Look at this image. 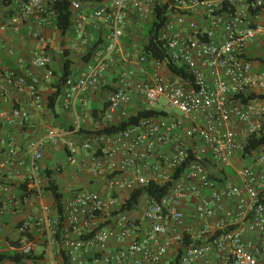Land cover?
Returning <instances> with one entry per match:
<instances>
[{
  "label": "built area",
  "instance_id": "1",
  "mask_svg": "<svg viewBox=\"0 0 264 264\" xmlns=\"http://www.w3.org/2000/svg\"><path fill=\"white\" fill-rule=\"evenodd\" d=\"M74 0L71 4L73 50L85 54L92 44L89 26L95 24L104 44L88 68L68 79L64 105L78 113L88 108L89 95L100 90L107 73L122 52L123 39L132 21L147 23L158 8L168 6L169 19L161 31L172 61L187 68L193 83L164 73L166 64L151 65L147 80L137 81L133 70L126 71L107 99L102 118L112 127L149 109L166 116L143 118L116 134L82 135L65 142L68 164L78 166L79 152L88 154L82 166L95 181L104 182L103 191L78 190L68 196L62 215L55 205L44 203L19 228L22 246L13 251L37 255L39 247L54 259L64 252L69 264H170L168 257L177 246L181 264H264V147L252 156L253 165L236 168V178H211L210 168L225 173L243 155L249 140L264 130V101H243L242 96L264 94V72L246 57L258 37H264V0ZM50 0H13L10 16L0 17V48L3 35L27 31L37 45L32 68L25 76L0 69V96L7 99L11 89L25 92L29 107L0 113V144L8 148V162L0 164V177L8 163H27L14 143L4 135L5 125L24 128L31 109L43 111L46 99L42 83L56 81L52 69L53 41L46 29L58 30V17ZM6 12V13H7ZM10 56L15 55L9 49ZM126 60H133L128 54ZM140 64L146 58H137ZM39 70L38 75L34 70ZM262 102V104H261ZM88 115L77 116L72 130L50 128L46 135L30 141L29 191L44 201L47 185L43 160L50 145L66 136L79 135ZM81 136V135H80ZM61 169H58V172ZM151 184L167 187L166 195L155 201L143 196L132 211L123 205L137 190ZM7 196L5 207L18 209L26 203L14 188L0 184ZM31 198V197H30ZM195 200L194 217L199 229L187 224L183 205ZM0 198V202H1ZM259 235L258 239L250 236ZM188 236L193 244L186 245ZM200 242V243H199ZM62 251V252H61Z\"/></svg>",
  "mask_w": 264,
  "mask_h": 264
},
{
  "label": "crops",
  "instance_id": "2",
  "mask_svg": "<svg viewBox=\"0 0 264 264\" xmlns=\"http://www.w3.org/2000/svg\"><path fill=\"white\" fill-rule=\"evenodd\" d=\"M110 0H96L92 6L84 5V9L92 12V8L97 5L105 4ZM6 9L2 7V0H0V17L5 16ZM264 21V12L261 13L259 20H254V23ZM146 23L139 24L136 21H132L129 32L123 39V49L120 54L116 57V63L110 68L107 73L106 81L101 86L100 90L96 93L89 95L88 108L84 109L81 105H78V113L73 110L65 108L64 99L65 91L62 93L56 108L54 111L46 108L43 111H35L31 109V117L27 123V126L21 128L19 126L5 125L4 135L8 138V141H12L15 146V150L22 160L27 165L23 166L20 162L8 163L4 171V174L0 177V184H6L14 188L17 195L23 194L21 185L24 181L28 180L30 173V159L26 155V147L30 141L38 140L46 135L50 128H60L65 131H70L73 128L74 122L77 116L88 115L86 123L83 125V130L95 131L101 127L102 118L106 112L107 99L112 91L116 89L118 82L122 75L128 71L133 70L135 73V79L137 81H144L149 78L153 73V68H149L144 64H140L137 60L141 56L142 44L145 42L144 36L139 39L137 34L142 30ZM45 35L52 39L53 46L51 49L52 57V69L55 75L62 72L63 64L65 61V55L67 52L75 53L71 56V60L74 63L73 72L76 77L80 75L82 71L88 68V64L83 60L82 55L78 54L73 50L76 38L73 31L62 35L59 30L54 28L46 29ZM89 34L92 41L100 39V33L97 30L95 24L91 23L89 26ZM5 40V47L0 48V69L9 70L16 73L18 76H25L27 71L32 68V55L36 48V41L33 40L28 32L25 30L21 33H14L9 31L3 35ZM264 45V37H258L255 43L247 50L246 57L251 59L255 63L256 72H264V64L261 61H257L260 55L261 48ZM9 49L15 51L14 56H10L8 53ZM70 53V52H69ZM130 54L133 56V60H126V56ZM36 74L41 75L39 70H34ZM164 73L168 76H173L168 69L164 70ZM57 82V79L56 81ZM41 90L44 94L45 99L50 97L53 93V85L49 86L44 83L41 85ZM262 104V102H261ZM30 100L25 92H20L16 89H11L7 99H3L0 96V113H10L13 109L29 107ZM132 115H135V109L130 110ZM69 139H75L81 147L82 136L80 135H69L58 145H50L45 153L43 160V167L45 172H53V179L57 182L60 190L68 197L73 192L78 190H92V191H103L104 182L95 181L92 173L84 168L82 165L86 163L88 154L81 150L79 152V164L78 166L71 167L68 164L67 151L65 150V142ZM243 157L244 165H253L255 159L245 158L243 155H239L234 161V171L238 168V160ZM8 148L0 144V164L8 162ZM243 165V166H244ZM61 171L58 172V169ZM66 197V198H67ZM0 254L5 251H13L12 243H17L22 239L19 233V228L22 222L29 217V215L39 211L41 206L46 203L48 205H54V199L51 195L45 194L44 201H38L35 197L29 198V200L21 205L18 209L8 208L2 211L5 207L7 199L6 195L0 192ZM51 198V200H49ZM48 199V200H46ZM195 208V200L189 199L184 205L183 209L187 214L188 226H193L196 230L199 229V223L195 220L191 210ZM260 236H250V238L258 239ZM180 254L177 246L171 251L168 257V263L175 260ZM43 257L40 262H49V264H64L62 255L57 251L54 259L48 257L44 253L43 247H39L37 255ZM28 263L30 261H27ZM26 261L23 264H28ZM39 262V261H36ZM1 264H16L11 261H3Z\"/></svg>",
  "mask_w": 264,
  "mask_h": 264
},
{
  "label": "trees",
  "instance_id": "3",
  "mask_svg": "<svg viewBox=\"0 0 264 264\" xmlns=\"http://www.w3.org/2000/svg\"><path fill=\"white\" fill-rule=\"evenodd\" d=\"M54 4V9L56 10L58 17L56 20V27L60 31L62 35H66L67 33L73 31V21H72V11L71 4L74 0H50ZM13 5V0H2V7L7 11L10 10ZM10 16V12L5 13V17ZM169 19V9L168 6H162L158 8L156 17L153 20H149L143 30L142 35L144 36L145 42L142 44V56L146 58V62L143 63L147 67H151L153 63L161 62L166 64L169 72L178 78L183 79L186 82L193 83V77L190 74L187 68L181 67L177 63L171 60L168 48L166 43L161 39V31L164 28L166 22ZM100 38V37H99ZM104 44L102 39H95L92 41V44L88 48V51L82 55L83 60L86 64H89L93 61L96 51L100 48L101 45ZM70 52V53H69ZM65 55V61L63 64L62 72L56 76L57 82L53 84L54 93L46 98V107L50 111H54L56 105L64 92L65 85L71 77L74 76L73 66L74 63L70 59L72 55L75 53H71L69 51ZM251 60V59H250ZM257 61H261L264 64V56L259 57ZM243 101H264V94H250L248 97L242 96ZM108 108V104L106 110ZM167 113L162 111H154L145 109L139 111L137 114L125 119L112 127H104L101 125L95 131H86L82 130L79 135H87V134H116L127 128H130L137 123H139L143 118L147 117H160L166 116ZM264 147V130L260 133L259 136L253 137L249 140V144L247 145L243 156L247 159L252 158L254 153L259 149ZM211 178L217 181H222L224 178L227 179L228 176L231 178H235L236 173L233 169H228L225 173L224 171H219L216 168H210ZM48 178L47 185L44 189V193L51 195L54 199V205L59 210V215H62V206L63 202L66 199V195L60 190L59 185L53 179V172H45ZM29 181H24L21 185V189L23 194L20 195L22 201L27 198L33 196V194L29 191ZM167 193V187H159L154 184H151L145 188L137 189L132 195L129 201H127L123 205V211H132L134 210L140 199L143 196H148L155 201H160ZM261 197L264 196V192L260 193ZM200 243V242H199ZM13 246L20 248L22 246L21 241L17 243H12ZM186 245H191L193 242L191 239L186 236L185 239ZM62 252V251H61ZM181 256L182 252H180L179 256L173 260L170 264H181ZM62 258L64 264H69L67 258L65 257L64 252H62ZM11 261L16 264H23L24 261H41L43 257H38L34 254H23L16 251H5L0 254V264L3 261Z\"/></svg>",
  "mask_w": 264,
  "mask_h": 264
},
{
  "label": "rangeland",
  "instance_id": "4",
  "mask_svg": "<svg viewBox=\"0 0 264 264\" xmlns=\"http://www.w3.org/2000/svg\"><path fill=\"white\" fill-rule=\"evenodd\" d=\"M137 36L139 37V39H142V37H143V35L139 32L138 34H137ZM260 55H264V45H263V47L261 48V51H260ZM238 162V168H240V167H242L244 164H245V162H244V159H243V157H240V159L237 161ZM237 168V167H236ZM234 180H237V178H236V176H235V178H233ZM46 200H48V199H46ZM49 200H51V198H49ZM191 212H192V214L194 213V209H192L191 210ZM27 262V261H26ZM28 263V262H27ZM28 264H49V262H36V261H30Z\"/></svg>",
  "mask_w": 264,
  "mask_h": 264
}]
</instances>
